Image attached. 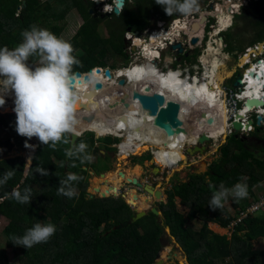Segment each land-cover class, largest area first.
I'll return each instance as SVG.
<instances>
[{
  "label": "trees",
  "instance_id": "16d2710c",
  "mask_svg": "<svg viewBox=\"0 0 264 264\" xmlns=\"http://www.w3.org/2000/svg\"><path fill=\"white\" fill-rule=\"evenodd\" d=\"M245 1L247 2L241 6L240 13L233 17V30L228 32L230 34L226 48L232 53H237L251 43L264 41V0ZM36 3L37 0H0V48H15L23 39L21 33L32 25H45L59 37L63 31V25L60 23L70 12L75 11L82 20L72 36L73 43L77 45L73 54L80 63L74 66L72 71L82 74L94 68L117 69V59L123 64L120 67L126 66L129 57L125 53L124 34L128 29L141 32L151 27L152 20H170L179 15H167L163 6L157 4L156 0H124V8L118 17H103L97 14L88 0H47L43 12L36 17ZM107 19L108 31L99 33L98 23ZM35 62L36 58H30L31 66ZM86 82L88 81L81 76L74 79L72 87ZM0 126L10 134V137L0 142V150L3 153L9 154L17 148L24 149L26 144L29 145V138L19 135L16 131L15 114L1 115ZM259 129L264 130L260 122L248 133L250 137L259 140L258 144L253 140L247 141L248 136L229 135L217 149V161L209 163L205 172L190 174L185 182L174 184L166 192L165 202L156 204L160 215L159 223L155 220L156 217L148 212V217L152 219L150 226L145 227V217H142L121 229L114 227L132 217V209L118 197L87 196V171L90 163L81 164L75 156L68 157L63 161L67 173L57 174L58 166L54 158L58 156L60 149H68L69 134H65L68 143H60L55 149L42 144L38 139L27 176L15 187L21 192L25 188H31L30 203L21 204L14 199L4 198L14 189V177L6 184L0 185V200H3L0 203V212L4 209L11 224L4 229L5 246L11 250L18 249L17 264H153L156 253L162 247V227H166L168 235L180 248L187 264H264V250H252L249 245L252 240L264 239V217L260 214L248 215L241 219L229 230L228 238L213 233L207 227L208 224H215L226 229L250 202L238 207L240 200L229 197L230 206L235 209L231 215L225 208L212 210L209 202L221 183L231 188L243 181L248 185V197L252 198V189L264 181V138L257 137L254 133ZM93 136L90 132L83 133L77 138L74 148L83 142L87 145V154L92 156L93 153H99V149L91 151L96 143ZM101 136L105 137L99 138L100 142H104L105 152H113L109 141L112 139H108L109 135ZM247 148H256L263 153L262 158L255 157ZM148 159L149 154L144 157V160ZM25 165V159L20 155L1 159L0 178L12 168L23 173ZM38 167L47 169L49 174L42 176L36 171ZM227 169H234V172L230 174ZM69 174L81 177L80 180L71 182L77 193L71 198L58 194L60 180L66 179ZM189 188L194 192L192 198L186 195ZM174 198L178 200L179 206L187 210L186 216L177 209ZM188 218L202 222L197 231L186 225ZM71 220L75 221L77 226L67 223ZM49 222L56 226V231L41 253L37 245L28 249L14 244L10 239L12 236H22L36 223ZM216 226L213 227L217 228ZM70 234H77L82 239L73 242L74 238Z\"/></svg>",
  "mask_w": 264,
  "mask_h": 264
},
{
  "label": "clouds",
  "instance_id": "9594fccd",
  "mask_svg": "<svg viewBox=\"0 0 264 264\" xmlns=\"http://www.w3.org/2000/svg\"><path fill=\"white\" fill-rule=\"evenodd\" d=\"M110 1L111 0H97L99 5H95L94 2L91 3L93 4L97 14L101 16H105V14H100L98 13V11L102 9L104 4L109 3ZM156 3L163 6L167 15L172 16L174 13H179L177 17L170 20H175L182 16H187V20L188 19L190 20V17L200 18L201 14L204 11L212 13L213 14L212 18H213L215 17L214 14L218 13L217 10H214V6H212V8L209 7L204 8L205 6L199 7L198 0H156ZM219 3H221V1ZM223 4L225 5L224 7L219 5L217 6L221 8V11L219 12L220 14H222L223 10L225 11L226 8H228V4L225 1L223 2ZM205 17L207 19L209 16H205ZM218 17L220 18L221 16ZM230 19L232 20L233 18ZM170 20H164L166 22V25L169 23ZM155 21L156 22L153 24V26L148 28H150L151 30L154 28L156 29L157 20ZM216 21L218 22V20ZM197 22H199V20ZM213 22L214 21H212L211 24H213ZM204 23L206 25L207 21L205 20L201 24L203 25ZM230 23L231 21L229 22V24ZM192 24L190 25V27L186 25L188 29H185L184 27L180 28L181 31H183L182 33L183 38L184 37L187 38L188 35L194 34V33L190 34L189 32L190 31L189 29L193 28ZM129 31L133 33L139 32V31H131V30ZM21 35L23 38L22 42L19 43L15 48L9 49L7 46L0 48V93L13 92L15 95L14 112L16 113L17 133L21 136H25L28 138L37 137L42 144L49 145L51 148L55 149L57 145L60 143H64V144L68 143V140L65 138V134L74 132L76 126L79 123L76 117L77 97L75 91L73 90L71 80L73 75V71H72L73 67L78 65L80 61L73 54L74 48L69 41L64 40L61 37H58L57 35H55L46 28H41L38 27L37 25H32L30 26L29 29L24 30L21 33ZM193 37H191V39ZM198 40L192 44L199 45V43H197ZM124 41L126 47L128 43L125 40V36H124ZM167 51H171L170 48L167 49L164 53H166ZM160 56L161 55L159 52V57ZM30 58H36L35 67L29 64ZM141 60L143 61L142 58ZM153 61H155L157 64L156 65L153 64ZM150 62H152V65L155 67V70L156 69L158 70V68H162V67L164 68V65L159 66L160 62L157 61V58L152 59V61ZM263 63L264 60L260 61L259 65ZM177 66L179 65H176V68ZM126 67L129 68L128 64L126 66L119 67L114 70L108 69L111 73V78L113 76V73L115 74L119 69H123ZM165 67L171 68L167 66ZM176 68H173V70H176ZM252 69L253 71H255V68H251L250 70ZM85 74L87 73H84L82 75ZM195 75H200V74L195 73ZM239 75H241V73ZM191 76L192 75H190V77ZM235 78H233V81L235 80ZM247 85L248 82L245 83L244 81H242L239 87H234L233 84H231L233 88H236L238 91L241 90L242 93L246 89ZM0 97L3 96L0 95ZM4 102L5 101L3 98L0 99V105H3ZM240 108L241 107H238V109ZM251 119L253 120L254 118L252 117ZM252 124L254 125V123ZM109 137L117 139V143L111 145V148L115 149L114 157L117 158L118 156L116 154L115 146L120 142L121 137H115V136H109ZM98 138H105V137H98ZM216 140L217 139H215V141L208 140V144L210 142H216ZM27 146L28 145L26 144V147ZM86 149H87V145L81 142L78 147L74 148L73 150L65 149V152L70 158L75 156L77 159L80 160L81 164H84L86 162L90 163L93 159V157L90 154H87ZM183 150H180L182 154H183ZM147 151L149 152L151 157V161L149 162L150 165L152 166L151 172L148 174L149 176L145 175L142 172L141 174L143 175L144 179L143 180L140 179V181L137 180V182L140 183L141 185L147 183L151 187L155 188L156 191L161 190L164 201L162 202L161 199L158 200L151 199L150 202L152 200L156 202L160 200V202L158 203H164L166 198L165 192H167L168 190L164 191L163 187L166 184L163 179V175L166 171L177 167L179 164H181L182 161L178 157H176L175 160L180 161L178 165L161 167V164L156 163L155 161V154L153 156L149 151V149H147ZM153 168L158 169V171L154 175H152ZM36 171L40 173L42 176H47L49 174L47 169L40 167H38ZM15 172L16 169L14 168H12V170L6 171L3 177L0 178V185H4L10 179H12L15 176ZM80 179L81 177L75 174H69L66 179L60 180V187L58 188V194L67 196L69 198L75 196L77 193L75 189L72 187L71 182L78 181ZM124 185L129 186L132 184H124ZM132 187L133 189H135L136 192L142 193V195H146L145 193L142 192L141 188H137L133 185ZM248 194H249L248 185L246 183L238 182L235 185H233L231 188L226 187L223 183H221L219 185V189L214 191L211 200L209 202V206L212 208V210H216V209L220 210L224 208V204L229 199V197H232L233 199L239 201L247 198ZM4 198L14 199L15 201L21 204L30 203L32 199L31 188H25L23 192H21L18 187L14 188L12 192L10 194H6ZM2 202L3 200H0V203ZM55 231H56V226L50 222L46 224L36 223L33 227L27 229L22 236H12L10 239L14 244L22 245L29 249L36 244L47 242L49 238L52 235H54Z\"/></svg>",
  "mask_w": 264,
  "mask_h": 264
},
{
  "label": "bare ground",
  "instance_id": "6f19581e",
  "mask_svg": "<svg viewBox=\"0 0 264 264\" xmlns=\"http://www.w3.org/2000/svg\"><path fill=\"white\" fill-rule=\"evenodd\" d=\"M224 18L225 19L218 20L219 29H221V27L227 26L231 17L225 16ZM181 27L183 26H180V28ZM184 28L188 29V27ZM189 30L190 34L194 33L191 35V37L196 36L198 39L202 34V24H200L198 28L193 27ZM217 30L215 32H217ZM143 45L138 49L140 50ZM210 46L211 49H208L209 53L202 56V62L206 66L210 61L208 59V55H210L215 50L212 45ZM144 51L142 63H134L131 64L129 68L126 67L119 69L115 74H113L112 78L108 79H106L104 73L97 74L95 71H93L88 75V82L73 88V90L77 89L75 91L77 97L76 117L95 113H99L100 116L95 117L92 122L78 124L75 131L72 133L79 136L85 132H94V134H96L95 131H100L104 133H110V135L115 137L126 136L132 138L134 142H136V149L134 150L133 155L139 153L142 148L148 145L152 147V149H154V146L157 148H162L163 151L155 156L156 163H164V155L169 157L170 161H173L176 157L182 161L185 158H183V154L180 150L190 149L193 146L198 147V141L202 135L211 141H215V139L224 137L225 127L228 121V108L224 102H222L220 99H217L212 92L216 86H220V83L223 82L224 78L226 77L221 72L218 73V69L221 67V65H217L218 61L215 60L213 62V69L212 71L210 70L211 72L207 71L208 75L211 77V82L208 81L207 83L212 85L211 87L207 88L205 84L200 86L197 85L199 80L196 78V75H192L189 80L184 78L182 75H180L182 74L181 70L175 71L172 69L167 71V76L162 75L163 71L155 70L152 62H150L152 59L157 57L156 53H154L153 50H150L149 48H144ZM215 67H217V70ZM250 72L251 73L248 72L246 76L248 85L239 97L245 99L249 97L264 98V63L261 64L258 70H252ZM72 78L79 79L81 76L78 77L77 74H75L72 75ZM123 78L125 79L124 83L119 82V80ZM96 83L101 84V89H94V85ZM117 83L118 87L123 89L122 91L116 88ZM78 90L81 93H79ZM198 90L206 91V93L197 95ZM135 92H138L140 96H151L153 93H160L165 98L166 102H179L180 113L178 117V128L173 130L171 133H165L157 125H155L153 122L154 118L148 116L144 111L141 110V98L134 99L132 97ZM0 95L3 96L1 97L3 99L10 97L12 98V96H14L12 95L7 97L4 93H0ZM216 101L220 103V105L217 103L218 107L216 106ZM3 105H0V108ZM258 107L260 106H256V108ZM6 109L8 108H5V110ZM249 110H251V108L243 109L240 111V116L243 117L244 113ZM207 111L210 112L212 117L210 125H207L208 127H206L205 124L199 123L201 113ZM219 114L222 115L221 118L217 116ZM240 116L237 117L241 118ZM84 128H90L93 130L91 131L90 129H85L84 131H78ZM191 133L193 134L190 135ZM186 140L188 144L185 143ZM126 144L130 145V143ZM122 158L126 157L122 156ZM104 176L105 175L102 177ZM118 179H124L128 184H132L133 186H136L138 183L135 177L131 178L129 175L127 176L126 172L123 171L118 172ZM103 182L102 183L104 185L102 186L101 190H97L96 192L99 197L118 195V184H113L110 181L109 183L108 180ZM146 191L147 196H150L151 194L155 199H159V197L160 199L162 198L161 191H156V189L153 187L146 188ZM127 194L129 193L127 192ZM119 195L122 196V198L125 196L127 198V195L121 193H119ZM124 200L135 211H146L141 209L148 208L151 199L140 195L138 200L130 199L129 201V199L127 200L125 198ZM164 250L165 249H163L164 256L161 255V252L159 253L161 261H164L168 254V251L164 252Z\"/></svg>",
  "mask_w": 264,
  "mask_h": 264
},
{
  "label": "rangeland",
  "instance_id": "374dc122",
  "mask_svg": "<svg viewBox=\"0 0 264 264\" xmlns=\"http://www.w3.org/2000/svg\"><path fill=\"white\" fill-rule=\"evenodd\" d=\"M46 2H47V0H37L36 4H37L38 8H37V12L35 13L36 17L43 12V8L45 7ZM207 2H208V0H198L199 7L205 6L207 4ZM218 5L223 6V7L225 6L223 3L218 4ZM125 6H127V5H125ZM216 9H217L218 13L214 14V16L216 17L215 20L225 19L224 18L225 16L230 17L229 14H227V15L225 14L224 10L222 11V14H220L219 12L221 11V8L216 7ZM218 16H221V17L219 18ZM194 21L197 22L198 20H194ZM230 21H231L230 24H228L227 26L221 27V29H219V27H218L219 22H218V24L206 23V25L204 26L203 33L198 38L201 40L200 45L196 44L195 49H190L187 51L185 49H183V52L180 54H175V51H167L166 53H164V54H166V56H164V62H162V63L160 62L159 66L164 65V67L165 66L171 67V68H167L168 71H170L173 68H176V65H179V67L181 69H187L188 72L190 73V75H195V73L200 74V75H196V78L199 80L197 82V85L200 86V85L204 84L202 81L205 79L207 81L211 82V77L208 75L207 71H210V70L212 71L213 62L215 60H217L218 61L217 65H221V67L218 69V73L221 72L224 76H226L224 78V81L221 82L220 85L230 87L231 84H233V78H235L237 74L242 73L243 69L241 68V66H243V64L245 63L246 58H247V56H238V53L243 48L241 50H239L237 53L229 52L228 49L226 48V46L224 48L223 43L224 42H225V44L227 43V38H228V35L230 34L228 32L231 29L233 30V28H234V24H232L233 19L232 20L230 19L229 22ZM155 22L156 21L152 20L151 26H153V24ZM81 23H82V20L80 19L79 15L75 11L70 12L69 15L66 17V19L60 23L61 25H63V31L61 32L59 37L63 38L64 40L69 41L74 48V52L77 50L76 49L77 45L75 43H73L72 36L74 35V33L76 32L78 27L81 25ZM108 24H109L108 19L104 20L103 22H99L97 25V31H99V33L107 32L109 29ZM41 27L48 29L47 26H45V25L41 26ZM183 27H187V26L184 25ZM217 29H219V30H217ZM216 30H217V32H215ZM143 31L140 32V35L143 34ZM218 35L223 36L224 41H221V42L218 41L219 40ZM197 43H199V42H197ZM143 44L144 43H142V42L136 41L134 46L135 47H141ZM210 45H212L215 48V50L210 55H208V59L210 61H209V63H207V66H206L202 62V56L209 53L208 49H211ZM127 46L125 47V53L128 55L129 60H130V56L128 54L129 48ZM138 50H139L138 48L135 49L134 53L138 52ZM226 52H228L229 55H226ZM185 53H187L188 55L185 56ZM172 58H175L176 60L172 61ZM122 65L123 64H120L119 60L117 59V66L120 67ZM32 66L35 67V63ZM215 68L217 70V67H215ZM163 69L164 68L162 67V70ZM106 79H108V78H106ZM109 80H111V79H109ZM116 88L120 89L118 87V83L116 85ZM122 90L123 89H120V91H122ZM203 93H206V91L198 90L197 95H200ZM4 94L7 97L14 95L13 92H8V93H4ZM14 99H15V95L12 96V98L10 97V98L4 99L5 105L1 106V108H0V116L1 115L6 116V115H10V114L16 115V113L14 112V107H15V100ZM219 102H220V100H219ZM219 102L216 101V106H217V103H218V105H220ZM5 108H8V109L5 110ZM215 109H217V108H215ZM193 116H195V115H193ZM217 116L221 118L222 115L219 114ZM250 116L253 117V114H250ZM193 118H195V117H193ZM253 121H254V119H253ZM85 129H90V128H84V130ZM90 130L92 131L93 129H90ZM92 133L94 135L93 137H94V140L96 141V143L94 144L91 151L94 152L95 149H99L100 152L92 154L93 159L90 162V166H89L88 171H87L88 187L86 190L87 191L86 194L88 197L91 196V197L101 198L98 195H96V192H97V190H101L102 186L104 185L103 181L108 180V182L110 181L113 184L119 183L118 186L121 187L123 184L120 182H123L124 179H118V172L119 171L126 172L127 176L129 175L131 178L135 177L139 181H140V179L141 180L144 179L143 175L141 174L142 172L145 175H148L151 172L152 166L149 163L151 161V157L148 160H144V157L147 154H149V152L147 151V149H150L149 145L142 148L139 153L134 154L133 157H131L129 159L117 157L115 160L114 159L115 149L112 148V149H114L113 152L108 151V150H106L107 152H105V145L103 144L104 142L103 143L100 142L99 138H98V137H103L101 135H108V134H106L104 132H100V131L99 132L95 131V133L97 134V137H96V134H94V132H92ZM254 133L257 134V137L264 138V130L262 131L259 129V130H256ZM192 134L193 133H191L190 135H192ZM243 136H248V137H246L247 141L253 140L256 142V144H258V142H259L258 139L256 140L253 137H250L251 135L249 136L247 134V135H243ZM8 137H10V134L8 132H6L0 126V142L6 140ZM108 139L113 140L114 138L109 137ZM112 140H109V141H111L110 146L112 144L117 143V141H114V140L112 141ZM224 141H225L224 137L218 138L216 140V142H210L209 145H204V149L200 153L196 152V153H193L192 155H189L188 153H186V151L184 149L183 150V158H185V159L182 160L181 164H179L177 167H175L173 169L166 171L163 175V179H164L165 184H166L163 187L164 191L170 190L174 184L178 185V184L185 182L187 180V176L190 174H200V173L205 172L207 169V165L209 163H211L212 161H217V159L219 157V153H218L217 149L224 143ZM36 142H37V137L29 138V145L27 147H31L32 149L35 150V145H36L35 143ZM185 143L188 144L187 140ZM181 147H182V145H181ZM26 148H24V149L23 148H17L9 154L3 153L0 150V160L20 155V156L24 157L26 163H30V159H29L28 153L26 151ZM153 148H154L155 156L158 153L163 151L162 148H157L155 146ZM247 151L249 153H252L257 158H262V156H263V153L256 150V148H247ZM66 156H67V154L65 152V149L62 148L59 150L58 156H56L54 158V161L58 166V168H57V174L58 175H63L64 173H67L64 169V164H63V161L66 158ZM149 156H150V154H149ZM227 171L230 174H232L234 172V169H227ZM101 175H105V176L102 177ZM22 178H23L22 171H16L15 176L12 180L13 188H15L16 185L21 182ZM92 181H93V184H92ZM241 183H243V181H241ZM35 189L38 190V187L35 186ZM119 192L121 194L127 195V198H126V196H125V198L129 199V200L130 199L131 200H136V199L138 200L140 195H142V193L135 192L134 190L128 191V190L123 189V190H120ZM127 192L129 194H127ZM252 192L254 194L252 196V198L247 197L245 199L240 200L238 207H240L241 205H243L244 203H246L248 201H252V199L255 200L257 197L255 198L254 196H257V195L262 196L264 194V181H262L259 185H257L255 188H253ZM193 193L194 192L190 188L186 191V195L188 197H191V198L193 197ZM165 194H166V192H165ZM109 197L121 198L119 196V193H118V195H111ZM173 200H174L175 204L177 205V209L184 216H186L187 210L177 204L178 200L176 198H174ZM161 201L163 202L164 198H161ZM157 203L158 202L152 200L151 202H149V207L145 209V210H148V211H144L145 215L143 216V217H145L143 219L145 227L150 226L149 225L150 220H152L150 217H148V212H150V210H149L150 208L153 209L155 212H157L156 215H153L151 212L150 213L154 217H156L155 220L159 223L160 215H159V212L156 210V204ZM224 208L229 215H231L235 210L230 206V203L228 200L225 202ZM131 209L133 212L134 210L132 207H131ZM63 220L66 221L65 219H63ZM67 223L72 225V226H77V223L75 221H72V220L70 222L68 221ZM186 225L188 227H190L191 229H193L194 231H197L200 228V226L202 225V222H200L196 219H189L188 218L186 220ZM9 226H11L10 220L6 218L5 211L3 209L0 212V263L17 264L16 258L19 255L18 249L11 250L5 246L6 237H5L4 229L6 227H9ZM207 227L213 233H216L218 235H224L227 238L229 237V235H228L229 231L226 229H220L219 228V230H218L217 229L218 227L217 226H216L217 228L213 227V224H208ZM29 228H31V227H29ZM162 229H163V232L160 235V243H161L160 247L161 246L162 247L160 248L159 253L161 252V255L164 256L163 249H165L164 252L168 251V254H167L166 258L164 259V261L161 262V264H187L185 261L184 255L181 252L180 248L174 243V240L168 235V229L166 227H162ZM70 235H71V237L73 236V238H74L72 240L73 242L74 241H80L82 239V237L77 236V234H70ZM48 242H49V240L47 242H42V243L36 244L37 247H39L41 249L39 251L40 253L44 250V248L46 247ZM249 245H250V248L252 250H264V239L259 238V239L252 240L249 243ZM156 260L157 261L160 260L159 254H157L155 261Z\"/></svg>",
  "mask_w": 264,
  "mask_h": 264
},
{
  "label": "built area",
  "instance_id": "2783aa9c",
  "mask_svg": "<svg viewBox=\"0 0 264 264\" xmlns=\"http://www.w3.org/2000/svg\"><path fill=\"white\" fill-rule=\"evenodd\" d=\"M89 1L94 2L95 5H99L97 0H89ZM220 1L221 3L225 1L228 4V8H226L225 12L226 14H229L231 18H233L235 14H239L241 6L247 2L245 0H224V1L223 0H208L204 8H207L209 7L210 4H213L214 10H217L216 7L218 6V4H221L219 3ZM115 5H116L115 0H111L109 3L104 4L102 9L98 11V13L105 14V15L107 14L111 16L113 15V10L115 8ZM122 9L123 8L119 9V14L122 12ZM194 20H200V18L190 17V20L189 19L187 20V16H182L175 20H170L167 25L164 20H157L156 29L154 28L151 30L149 28H146L144 29L142 35H140V32H135V33L130 32V31L125 32L124 36H125V40L128 43V46H127L129 48L128 54L130 56V62L128 63V67L134 63L135 64L142 63L141 58L143 57V52H145L144 48H149L150 50H153V52L156 53V56H157L156 58L158 62H163L164 52L167 49H169V47L173 45L174 42H180L183 49H185L186 51L189 49H194L195 44L191 43V35H188L187 38L185 37L183 38L182 37L183 31H181L180 29V26H184V25H188L190 27V25L194 22ZM204 26H205V23L202 25V31L204 29ZM136 41L142 42L145 45H143V47L140 50H138V52L134 53V50L137 49V47L134 46V42ZM198 42L200 45L201 40L199 39ZM225 45L226 44H224V46ZM159 52L161 55L160 57H159ZM226 55H229V53L226 52ZM238 56H247L245 63L243 64V66H241L243 71L240 75L242 81L246 83L247 81L246 76L248 72L250 71V69L255 68V70H258L259 67L261 66L259 65V62L264 60V41H257V42H254L252 44L245 46L238 53ZM175 60H176L175 58L172 59V61H175ZM158 70L163 71L162 75L167 76L168 69L166 67H164V70H162V68H158ZM178 70L182 71V74L180 75H182L187 80L191 78L188 70L181 69L179 66H177L175 71H178ZM202 82L205 84L207 88L211 87V85L207 83L206 79L203 80ZM212 92L214 93V96L217 99H220L222 102H224L227 108L229 107L228 114H227L228 121L225 127V134H224V137H227L233 134L232 130L229 127H230L231 121L234 120L235 111L236 110L242 111L243 109L247 108L244 105L245 99L239 97L242 94L241 90L238 91L236 88H233L232 86L231 87H227L224 85L223 86L220 85L218 87L216 86ZM0 99L2 98L0 97ZM238 107H241V108L238 109ZM263 110H264V106H261L258 108L253 106L251 107V110L245 112L243 117L237 119L238 121L241 122L242 125H241V128L236 133L239 135L241 134L247 135L249 132L253 131V128H254L253 124H249L246 127H244V125L246 124V120L248 118H252L250 114H253V118H255V116L257 115H260L263 117L262 119L259 120L260 126L263 128L264 127V111ZM258 111H261V112H258ZM126 143H130V145H127ZM135 144L136 142H134L132 138H129L126 136L121 137L120 142L115 146L117 156L118 157L124 156L127 159H129L131 156H133V152L136 149ZM149 151L154 156L155 153L152 147H150ZM163 158L165 161L164 163L160 162L161 167L162 166L168 167L170 165L175 166V165H178V163L180 162V161H176L175 159L173 161H170L169 157H167L166 155H164ZM256 214H260L261 216L264 217V194L262 196H258L255 200L253 199L252 201H250L244 207V209L238 213L237 218L234 221L229 223L226 230L228 231L231 230L232 227L244 217L248 215L254 216ZM229 234L230 233H228V235Z\"/></svg>",
  "mask_w": 264,
  "mask_h": 264
},
{
  "label": "water",
  "instance_id": "95a60500",
  "mask_svg": "<svg viewBox=\"0 0 264 264\" xmlns=\"http://www.w3.org/2000/svg\"><path fill=\"white\" fill-rule=\"evenodd\" d=\"M115 2H116V5H115V8L113 10V15L117 17V16H119V9L123 8V6H124V0H115ZM22 4L24 5V2ZM91 13L92 12H90V14ZM205 16L212 17L213 14L209 13L207 11H204L201 14L199 22H194L192 24V27L198 28L200 26V24L206 20ZM103 17H109V15H105ZM129 30L130 29H128V31ZM197 40H198L197 37H193L191 39V43H195ZM169 48L171 51L175 50V54H180L183 52V48L179 42L173 43V45H171ZM187 55L188 54L185 53V56H187ZM153 64L156 65L157 63L155 61H153ZM252 70H250V71H252ZM93 71H95L97 74H100L101 71H103L104 76L106 78H111V73L108 69L102 70L100 68H94L93 70H89L87 72V74H85V75H82L80 72H73V75L77 74L78 77L83 76L84 80L88 81L89 80L88 75L90 73H92ZM250 71H249V73H251ZM73 80L74 79L72 78L71 83H73ZM119 82L124 83V79H120ZM241 83H242V80L240 78V75L237 74L235 80L233 81V86L239 87L241 85ZM94 89L95 90L101 89V84L96 83L94 85ZM132 97L134 99L141 98V102H142L141 103V109L144 110V112L148 116H151L152 118H154L153 119L154 124L157 125L165 133H171L173 130L178 128V117H179V113H180V103L179 102L178 103L166 102L165 98L160 93H153L151 96H148V95L140 96V94L138 92H135ZM244 105L247 108H251L253 106H255V107L256 106H264V98H257V97L246 98ZM240 115H241L240 111L236 110L234 120H232L230 123L229 128L232 130L234 135H236V132L241 128V125H242L241 122L237 120L239 118L237 116H240ZM98 116H100L99 113H97V114L95 113V114H91V115H85V116L83 115L81 117H77V119L79 121L78 124H80V123L86 124V123L92 122L94 120V118L98 117ZM211 118L212 117H211V114L209 111L201 113L199 123L205 124L206 127H208L207 125L208 124L210 125L211 120H212ZM260 119H262V116H260V115L255 116L254 122L251 118H248L246 120V124L244 125V127H246L247 125L252 124V123H254V125H257ZM68 134H69V138H70L68 150H73L75 142L78 138V135H76L74 133H68ZM37 140H38V138H37ZM198 144H199L198 147L193 146L190 149H186V153H188V154L191 153L189 155H192L193 153H196V152L200 153L201 151H203L204 145L208 144V139L204 135H202L200 137V140L198 141ZM26 151L28 153L29 159H31L35 153V150L32 149L31 147H27ZM68 157L69 156L67 155L66 158H68ZM114 159L116 160L115 157H114ZM29 167H30V163H26L25 168L23 170V179L27 176V173L29 171ZM157 171H158L157 168H153L152 175L156 174ZM101 176H103V175H101ZM23 179H22V181H23ZM135 187L141 188L142 192L146 194L147 193L146 188L151 187V186L147 183H145L144 185L137 183V185ZM121 198H122V196H121ZM159 199H160V197H159ZM158 202H160V200ZM149 210L153 215L157 214V212H155L153 209L150 208ZM144 215H145L144 211H135L134 210L132 217H130L128 220L123 221L122 223L116 225L114 228L115 229L125 228L128 225H130V224L134 223L135 221L139 220L140 218H142ZM157 254H159V251L156 253V256H157ZM161 262H162L161 260H158V261L156 260V261H154L153 264H161Z\"/></svg>",
  "mask_w": 264,
  "mask_h": 264
},
{
  "label": "flooded vegetation",
  "instance_id": "af4514ba",
  "mask_svg": "<svg viewBox=\"0 0 264 264\" xmlns=\"http://www.w3.org/2000/svg\"><path fill=\"white\" fill-rule=\"evenodd\" d=\"M212 6H213V4H210L209 5V8H212ZM214 19L216 18V17H213ZM212 17H208L207 19H206V21H207V23H209V24H211V22L212 21H214L213 23L214 24H218V22L216 21V20H214ZM211 20V21H210ZM218 37H219V40L218 41H224L223 40V36H221V35H218ZM223 44H225V42L223 43ZM224 48H225V46H224ZM164 56H166V54H164ZM232 73V72H231ZM77 90V89H76ZM76 90H74V91H76ZM109 136H112V135H110V134H108ZM95 179V178H94ZM120 183H122L123 185L121 186V187H119L120 189H119V191L120 190H128V191H132V190H134L135 191V189H133V187L131 186V185H129V186H127V185H124V184H128L125 180L123 181V182H120ZM119 184V183H118ZM158 191H161V190H158ZM136 192V191H135ZM120 193V192H119ZM162 194V193H161ZM96 195H97V193H96ZM120 196V195H119ZM143 197H145V198H149V199H155L154 198V196H152L151 194H150V196H146V195H142ZM121 197V196H120ZM161 197L163 198V195H161ZM125 198V197H124ZM126 199V198H125ZM128 200V199H127ZM155 200H158V198H156ZM130 201V200H129ZM131 204V203H130ZM132 205H133V203H132ZM134 206V205H133ZM134 208H135V206H134ZM136 209V208H135ZM141 210H145V209H141Z\"/></svg>",
  "mask_w": 264,
  "mask_h": 264
},
{
  "label": "crops",
  "instance_id": "0c3cea01",
  "mask_svg": "<svg viewBox=\"0 0 264 264\" xmlns=\"http://www.w3.org/2000/svg\"><path fill=\"white\" fill-rule=\"evenodd\" d=\"M254 197L256 198V197H258V195H257V196H254ZM148 207H149V205H148ZM213 226H216V225H215V224H213Z\"/></svg>",
  "mask_w": 264,
  "mask_h": 264
}]
</instances>
